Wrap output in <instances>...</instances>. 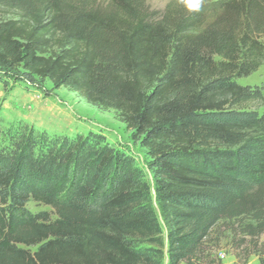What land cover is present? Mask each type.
Returning a JSON list of instances; mask_svg holds the SVG:
<instances>
[{
    "label": "trees",
    "instance_id": "trees-1",
    "mask_svg": "<svg viewBox=\"0 0 264 264\" xmlns=\"http://www.w3.org/2000/svg\"><path fill=\"white\" fill-rule=\"evenodd\" d=\"M0 16V82L112 110L155 178L100 135L23 124L0 148V264H221L225 235L264 236V92L236 82L264 63V0H0Z\"/></svg>",
    "mask_w": 264,
    "mask_h": 264
},
{
    "label": "rangeland",
    "instance_id": "rangeland-1",
    "mask_svg": "<svg viewBox=\"0 0 264 264\" xmlns=\"http://www.w3.org/2000/svg\"><path fill=\"white\" fill-rule=\"evenodd\" d=\"M170 1L146 0V4L151 10L162 11ZM4 18L8 17L0 16V19ZM236 82L264 92V63L256 72ZM23 124L32 127L36 134L45 132L49 136L73 139L100 135L110 148L134 159L144 181L153 189L155 178L149 166L150 158L139 140L131 137L132 132L125 129L112 110H98L73 92L55 89L46 80L6 76L0 82V148L8 145V135L15 133ZM26 208L33 214L48 210L32 202L27 203ZM215 255L221 264H264V236L250 240L225 235Z\"/></svg>",
    "mask_w": 264,
    "mask_h": 264
}]
</instances>
